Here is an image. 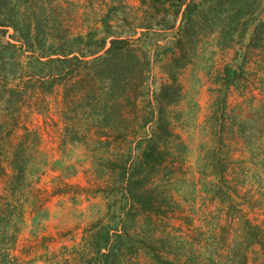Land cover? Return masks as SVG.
<instances>
[{
    "label": "trees",
    "instance_id": "trees-1",
    "mask_svg": "<svg viewBox=\"0 0 264 264\" xmlns=\"http://www.w3.org/2000/svg\"><path fill=\"white\" fill-rule=\"evenodd\" d=\"M153 34L174 41L166 49L167 79L150 93L151 59L142 42ZM208 39L224 63L211 58L214 101L205 129L213 142L198 184L214 206L202 209L199 253L204 248L210 264H264V219L250 216L264 186L257 147L264 106L246 121L241 104L230 105L233 96L248 104L264 94V77L256 74L264 70V0H0V171L11 156L16 176L14 193L0 192V205L29 184L32 154L47 135L60 150L83 147L91 175L104 178L95 192L114 198L84 233V264H121L125 239L135 234L131 213L144 219L140 232L153 262L208 264L194 251L191 261L184 241L174 243L169 232L179 205L171 188L188 174V148L176 130L179 76L201 59ZM33 111L46 118L44 130L31 125ZM239 136L253 146L251 158L235 156L230 137ZM190 184L196 195L198 185ZM64 194L59 188L52 196Z\"/></svg>",
    "mask_w": 264,
    "mask_h": 264
},
{
    "label": "rangeland",
    "instance_id": "rangeland-1",
    "mask_svg": "<svg viewBox=\"0 0 264 264\" xmlns=\"http://www.w3.org/2000/svg\"><path fill=\"white\" fill-rule=\"evenodd\" d=\"M174 41L172 36L166 38L163 34L150 35L143 38L142 45L147 50L151 59V74L147 83L150 93L159 90L162 82L167 79L164 66L169 62L166 49ZM212 48L207 47V45ZM213 44V45H212ZM200 60L196 59L187 65L179 76L183 88L184 98L177 107L176 130L185 141L188 153V174L171 188L173 197L178 202V209L170 221L169 232L176 236L174 243L184 241L188 257L193 261L192 253L208 263L210 255L201 248L199 253V241H202L199 231L203 228L202 209L207 210L214 206L209 196L203 195L204 188L198 183L202 176L200 171L208 170L205 163L206 151L212 144V136L205 129V121L213 103L211 58L215 64L224 63L223 57L211 54L215 52V45L211 39L200 46ZM217 67V66H216ZM212 71V72H211ZM258 77H264V70H257ZM264 94L258 95L256 100L243 103V99L233 96L230 105L241 104L239 115L246 121L254 113H263ZM29 121L35 127L45 128L46 118L31 112ZM262 144L260 147L261 161L259 172L264 171V131L262 130ZM230 137V144L235 148V156L241 159L251 158L253 146L242 137ZM229 142V139H228ZM14 144L19 143L17 136ZM261 145V146H260ZM34 158L28 169L29 184L18 188L15 200L11 203L0 205V264H84L83 237L86 229L93 223L103 219L108 213V207L112 208L114 198L104 193H96L97 183L104 184V178L92 174V163L85 149L78 145H72L66 150H60L51 140L45 141L33 153ZM9 161H3L7 171H0V192L10 193L16 187V176L10 167ZM91 175V176H90ZM92 179V180H91ZM198 185V193L195 195L194 187L190 183ZM63 188L68 194L52 196L55 189ZM259 188V187H256ZM260 194L255 192V200L259 199L257 210H251V218L264 219V186H261ZM14 193V190L11 191ZM261 198V199H260ZM119 201V200H118ZM208 203V205H206ZM120 204V203H119ZM120 207V206H118ZM112 210L111 217L119 215ZM136 214H129V219L135 234L125 239L121 264H159L149 258V251L145 245L150 241L140 231L144 219H135ZM163 218V217H161ZM164 220V219H163ZM165 222H168L165 220ZM140 234V235H137ZM236 239V238H234ZM141 243H145L144 246ZM137 248L142 251L137 253ZM165 258L174 261V254H168ZM220 260V259H219ZM210 264V263H208Z\"/></svg>",
    "mask_w": 264,
    "mask_h": 264
}]
</instances>
